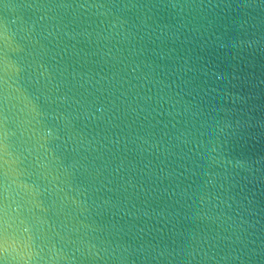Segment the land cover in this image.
<instances>
[{"label": "clouds", "instance_id": "clouds-1", "mask_svg": "<svg viewBox=\"0 0 264 264\" xmlns=\"http://www.w3.org/2000/svg\"><path fill=\"white\" fill-rule=\"evenodd\" d=\"M0 264H264V0H0Z\"/></svg>", "mask_w": 264, "mask_h": 264}]
</instances>
